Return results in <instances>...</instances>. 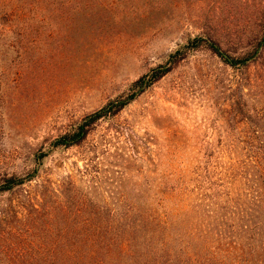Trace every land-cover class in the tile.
Wrapping results in <instances>:
<instances>
[{
    "label": "rangeland",
    "instance_id": "rangeland-1",
    "mask_svg": "<svg viewBox=\"0 0 264 264\" xmlns=\"http://www.w3.org/2000/svg\"><path fill=\"white\" fill-rule=\"evenodd\" d=\"M14 8L20 18H0V184L40 168L35 181L0 194V264L42 263V218L32 209L42 183L58 189L86 164L111 189L223 183L232 154L264 135L249 118H264L255 87L264 61L234 68L205 46L184 47L203 36L243 55L260 36L264 0H9ZM177 50L166 75L93 124L82 144L54 148Z\"/></svg>",
    "mask_w": 264,
    "mask_h": 264
},
{
    "label": "trees",
    "instance_id": "trees-1",
    "mask_svg": "<svg viewBox=\"0 0 264 264\" xmlns=\"http://www.w3.org/2000/svg\"><path fill=\"white\" fill-rule=\"evenodd\" d=\"M8 2L0 0L1 19L17 15L15 8L8 12ZM201 46L231 67L248 68L264 61V22L260 36L243 55L231 54L210 37L199 36L184 45ZM179 52L139 78L130 94L56 138L54 148L82 144L93 124L120 113L166 75L181 59ZM262 80L255 86L260 97ZM257 116L252 113L250 122L264 134V118ZM250 139L254 148L233 153L223 167V183L208 179L192 189L184 183L122 184L111 189L89 177L88 164L83 170L76 168L78 179L69 174L58 189L42 183L39 203L32 206L42 218L41 264H264V135ZM39 168L6 177L0 194L35 181ZM115 191L119 196L111 195Z\"/></svg>",
    "mask_w": 264,
    "mask_h": 264
}]
</instances>
